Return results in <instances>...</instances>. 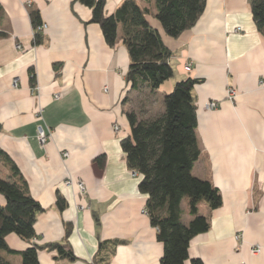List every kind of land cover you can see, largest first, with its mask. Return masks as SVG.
<instances>
[{
  "label": "crops",
  "instance_id": "crops-1",
  "mask_svg": "<svg viewBox=\"0 0 264 264\" xmlns=\"http://www.w3.org/2000/svg\"><path fill=\"white\" fill-rule=\"evenodd\" d=\"M122 1L107 0L106 14ZM137 1L154 7L153 0ZM31 10L46 25L40 45L34 43ZM91 19L92 9L74 0H0V30L7 33L0 38V152L15 162L43 207L35 238L7 235L12 252L0 254L12 264H21V252L35 243H62L74 254L72 259L45 247L40 264H161L164 245L145 212L141 176L129 169L121 146L131 134L126 112L135 92L126 79L129 52L121 40L109 46ZM149 21L173 53L175 75L160 96L180 80H199L193 93L201 155L193 174L210 180L223 198L215 210L200 204L211 227L193 238L186 264L193 258L204 264H264V33L250 1L207 0L196 25L177 38L154 17ZM212 101L216 109L207 108ZM40 126L49 135L45 144ZM9 175L0 161V177ZM59 196L66 201L62 210ZM182 210L188 223L186 198ZM115 240L124 242L108 262L100 261L110 250L101 243ZM256 245L262 246L260 254L252 252Z\"/></svg>",
  "mask_w": 264,
  "mask_h": 264
},
{
  "label": "trees",
  "instance_id": "trees-1",
  "mask_svg": "<svg viewBox=\"0 0 264 264\" xmlns=\"http://www.w3.org/2000/svg\"><path fill=\"white\" fill-rule=\"evenodd\" d=\"M92 9L91 22L101 26L107 44L114 47L120 40L127 48L130 65L126 75L130 91L141 98L138 108L126 112L131 134L121 140L129 169L141 176L139 190L147 195L145 212L151 224L157 229V238L164 245L161 264H186L190 258V243L196 236L211 227L207 215L199 212L205 202L210 210L223 204L222 195L210 180L193 174L201 150L197 137V106L194 87L198 79L187 78L176 82L173 89L160 96L161 86L175 75L171 64L172 51L164 44L161 33L149 21L157 19L165 33L173 38L194 27L203 14L207 0H153L141 6L137 0H123L115 12H105L107 0H74ZM254 22L264 33V0H249ZM36 30L34 43H43V36L37 31L42 25L38 10L30 11ZM121 28V29H120ZM0 30V38L6 36ZM56 70L60 67L55 65ZM35 75L32 74L34 81ZM143 95L147 97L143 98ZM160 96V106L152 107L151 99ZM0 161L10 170L8 177H0V252L9 249L6 237L14 233L26 241L36 236L35 223L43 210L32 196L28 181L11 157L1 151ZM103 164L102 158H99ZM188 199L191 220H183L182 202ZM62 210L66 201L58 197ZM71 231L68 228L67 233ZM124 241L110 244L109 253L100 261L108 262L116 247ZM48 247L60 255L74 258L72 250L62 243L49 245L32 244L21 252V264H40L39 250ZM0 264H12L0 254ZM192 264H204L200 258H193Z\"/></svg>",
  "mask_w": 264,
  "mask_h": 264
},
{
  "label": "built area",
  "instance_id": "built-area-1",
  "mask_svg": "<svg viewBox=\"0 0 264 264\" xmlns=\"http://www.w3.org/2000/svg\"><path fill=\"white\" fill-rule=\"evenodd\" d=\"M45 28H46V25L45 24H42V25H40L37 28V31L38 32H42ZM18 47L20 48V45ZM185 70L188 71V72H190L192 70V63L191 62H188L185 65ZM104 90L105 91H108V87H105ZM234 94H235V91L233 89H230L229 90V96L232 98L234 96ZM56 97L57 98H60V95L57 94ZM217 107H218V103H216L214 101H212V102H210V103L207 104V108L208 109H216ZM114 130L116 132H118L120 130V126L118 124H115L114 125ZM38 137H39V140H40V142L42 144H45L48 141V139H49V135L47 134V132L45 131V129L43 127H41V126L38 128ZM64 156L65 157H68L69 156V153L68 152H65L64 153ZM66 184L67 185H72L73 184V181L72 180H67L66 181ZM76 184H77V186H78V188H79V190L81 192H84L86 190L85 183L82 180H78L76 182ZM236 238L239 239L240 236H237ZM252 252L254 254H260L262 252V246L261 245H256L255 247H253Z\"/></svg>",
  "mask_w": 264,
  "mask_h": 264
},
{
  "label": "rangeland",
  "instance_id": "rangeland-1",
  "mask_svg": "<svg viewBox=\"0 0 264 264\" xmlns=\"http://www.w3.org/2000/svg\"><path fill=\"white\" fill-rule=\"evenodd\" d=\"M143 98L146 99L147 97H145L143 95ZM140 99L141 98L139 97V94L137 92H134V94L132 95V98H131V100H132V107L133 108H136V109L138 108V106L140 105V103H139V100ZM151 100L154 101L153 104H152V107H154L155 109H157L160 106V104H161L160 103V96H157V98L154 97V99L152 98ZM187 208H188V199H187Z\"/></svg>",
  "mask_w": 264,
  "mask_h": 264
}]
</instances>
